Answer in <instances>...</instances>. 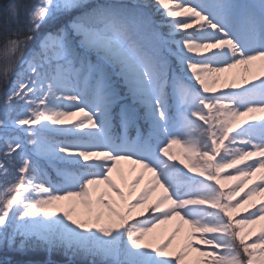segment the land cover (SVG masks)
I'll return each mask as SVG.
<instances>
[{"label":"snow or ice","instance_id":"obj_1","mask_svg":"<svg viewBox=\"0 0 264 264\" xmlns=\"http://www.w3.org/2000/svg\"><path fill=\"white\" fill-rule=\"evenodd\" d=\"M0 60L15 264H264V0H13Z\"/></svg>","mask_w":264,"mask_h":264},{"label":"trees","instance_id":"obj_2","mask_svg":"<svg viewBox=\"0 0 264 264\" xmlns=\"http://www.w3.org/2000/svg\"><path fill=\"white\" fill-rule=\"evenodd\" d=\"M13 2V0H0V21H2L3 17L6 14V7L8 5V3ZM26 2L28 4H31L34 2V0H26ZM157 19H159L157 17ZM47 32V28L46 27H42L41 30L37 33H35V35L37 36H41L43 34H46ZM3 66V61L0 60V68H2ZM3 91V86L0 85V92ZM231 184V183H229ZM160 231V230H159ZM157 231V232H159ZM19 257H17L15 254L11 253L8 249H4V248H0V264H15V261L18 260ZM77 264H80V262L78 261Z\"/></svg>","mask_w":264,"mask_h":264},{"label":"bare ground","instance_id":"obj_3","mask_svg":"<svg viewBox=\"0 0 264 264\" xmlns=\"http://www.w3.org/2000/svg\"><path fill=\"white\" fill-rule=\"evenodd\" d=\"M254 72H257V69L253 68L251 72H247V73H246V72L244 71V66H239L238 68L233 69L231 73H233V74L238 73L241 77H247V78L251 79V78H252V74H253ZM231 73H222V74H220V75L226 77V76H229ZM259 75L264 76V72H259ZM219 81H224V82L220 85V87L222 88V90H227V89L225 88V78H220ZM239 82H241V81H239Z\"/></svg>","mask_w":264,"mask_h":264},{"label":"rangeland","instance_id":"obj_4","mask_svg":"<svg viewBox=\"0 0 264 264\" xmlns=\"http://www.w3.org/2000/svg\"><path fill=\"white\" fill-rule=\"evenodd\" d=\"M221 84H222V81H219V83L216 85V87L220 89V85H221ZM122 166H123V168L125 169V171H127V169L129 168V165H128L127 163H125V162H122ZM228 171H231V170H225V173H224V174H227ZM146 175H147V174H146ZM249 183H251V181H249ZM261 198H264V197H260V196H258V197H254V200H256V202L259 203V200H260ZM55 210H56L58 213L62 211L61 209H55ZM162 227H163V228H168V227H170V225H169V226H162Z\"/></svg>","mask_w":264,"mask_h":264}]
</instances>
